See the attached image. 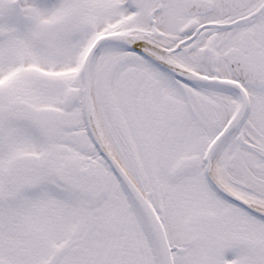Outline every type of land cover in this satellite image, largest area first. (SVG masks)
I'll return each instance as SVG.
<instances>
[{
    "label": "snow or ice",
    "instance_id": "6c2138e0",
    "mask_svg": "<svg viewBox=\"0 0 264 264\" xmlns=\"http://www.w3.org/2000/svg\"><path fill=\"white\" fill-rule=\"evenodd\" d=\"M0 264H264V0H0Z\"/></svg>",
    "mask_w": 264,
    "mask_h": 264
}]
</instances>
